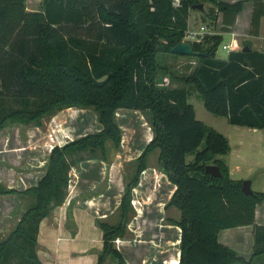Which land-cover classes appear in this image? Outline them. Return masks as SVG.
<instances>
[{"label": "trees", "instance_id": "1", "mask_svg": "<svg viewBox=\"0 0 264 264\" xmlns=\"http://www.w3.org/2000/svg\"><path fill=\"white\" fill-rule=\"evenodd\" d=\"M203 2L210 4L201 11L211 23L220 14L223 32L243 2H251L249 28L257 34L263 0H41L36 11H27L25 0H0V129L7 123L38 125L42 117L68 107H89L100 125L53 145L34 185L23 190L0 186V195L32 198L0 239V264H42L35 253L39 221L63 202L71 167L86 159L107 160L110 150H118L117 109L139 111L151 138L135 158L116 220H96L102 245L93 264L107 257L123 263L113 240L125 234L132 214L130 190L155 149L157 167L174 185L165 207L179 213L169 220L179 228L176 264L244 263L217 236L245 225L253 228L251 256L264 254V227L254 223V207L264 201V192H241V180L230 178L222 159L229 151L226 137L197 120L187 102L189 88L207 112L228 124L264 130V52L243 41L220 59L215 51L221 35L205 33L189 41L200 54L182 55L194 59L193 67L186 74L168 73L187 88L162 81L167 72L157 54L177 56L169 50L183 40L191 5ZM4 99L16 100L19 107L5 106ZM206 164L217 166L220 176L205 173Z\"/></svg>", "mask_w": 264, "mask_h": 264}, {"label": "crops", "instance_id": "2", "mask_svg": "<svg viewBox=\"0 0 264 264\" xmlns=\"http://www.w3.org/2000/svg\"><path fill=\"white\" fill-rule=\"evenodd\" d=\"M224 1L232 2L234 0ZM27 2L25 0L24 3L27 11L38 10L39 7H28ZM206 3L210 6L208 2ZM251 6V2H243L242 9L235 16L233 25L228 31L224 32L220 31L219 13L214 22L215 31H208V27L203 23L198 26V30L191 29L190 25L193 19L192 16L190 17L191 10H189L183 40L197 41L205 33L220 34L222 40L223 38L226 39L222 44L225 45L223 48L225 49L224 55L216 56L215 54L220 59H224L228 51L240 49V39L242 37L244 41L250 43L251 49L264 52V38L260 36V24L264 16L259 18L257 34L252 35L249 28ZM245 10L246 13L242 16V12ZM199 12L202 14V11ZM200 26L203 27L202 31H200ZM189 32L197 33V36L191 38L188 35ZM238 45H240L239 48ZM182 57L184 56L177 55V58ZM82 112L83 109L68 107L52 114L51 118L57 120L59 124H56L57 129L50 136V129L37 130L39 124L26 125L28 136L32 134L30 137L34 138L29 139L30 141L34 140L32 146L39 147V149L34 147L33 151L30 150L31 154L26 159L25 165L30 166L33 163L31 165L33 168L26 169L25 175H21L25 182H23L22 177H19V181L23 186L21 189L17 188V190L26 189L36 183L42 174V167L47 158L48 150L53 145H61L87 132H92L87 131L84 125L78 122ZM138 113L141 115L137 110L117 109L114 117L120 129L129 118L131 119L129 121L139 123L142 128L139 140L135 138L137 136L134 126L132 131L129 130L130 133L127 132L128 137L125 138V141L121 133L118 150H110L112 152L107 155V160L86 159L69 169L66 196L63 202L54 207L38 224L35 253L42 264H93L96 261L102 245L101 230L97 226L96 220L110 223L116 220V209L124 190V184L133 172L135 158L151 138V131L146 120L143 121L141 117H137ZM117 117L121 118L122 126L119 124ZM93 118L95 120L94 114ZM95 124L96 127L93 126V128L96 131L100 128V125L96 120ZM32 146L30 145V148ZM39 153H41V157ZM147 155L145 167L140 171L136 184L130 190L129 204L132 214L126 222L125 234L122 237L115 238L113 245L122 255V264H176L178 260L179 228L170 223L169 220H176L179 213L174 211L175 207L173 206L165 207L174 190V185L159 170L156 159L150 164L146 162ZM225 164L228 174L231 176L230 168L227 163ZM25 165H22L21 162L11 163L14 170L18 168L25 169ZM125 165H130V171H123ZM17 173L21 174L22 172L18 171ZM9 195L15 197V194L0 196ZM23 195L29 196L27 194ZM25 207L26 205L22 206L19 212L17 209L18 213L15 214L14 221L7 222L5 228L0 229V239L5 236L3 232L13 228ZM254 223L264 227V201L255 204ZM0 227H4L2 222H0ZM228 229H233V231L226 233L220 240L219 233L224 229L221 230L217 236L218 241L233 249L238 256L242 257L245 262L241 264H264V254L251 256L253 244V228L251 225ZM102 264L118 263L107 257Z\"/></svg>", "mask_w": 264, "mask_h": 264}, {"label": "rangeland", "instance_id": "3", "mask_svg": "<svg viewBox=\"0 0 264 264\" xmlns=\"http://www.w3.org/2000/svg\"><path fill=\"white\" fill-rule=\"evenodd\" d=\"M26 1H28V7H39L41 0ZM202 6V11L204 12L208 8V5L206 2H203ZM190 12V17L192 16L193 19V22H191L190 25L191 29L194 28L198 30V26L203 23V25H206V27H208V31H215V24L211 23L209 19L204 16L205 14H201L197 9H191ZM242 13L243 16L244 13H246V10ZM260 36L264 38V18L260 24ZM225 41L226 39L223 38V40H221V42L217 46L215 51L216 56L224 55L225 49L221 48V45ZM243 41L244 39L242 37V39H240V44ZM239 46L240 45H238V48ZM157 60L162 65H164L167 72L162 77L163 84H165L166 86L176 85L187 88L186 85L171 79L168 73H171L173 75L186 74L194 65L193 58H177V56L171 55L169 53H159L157 54ZM187 90V102L192 105L195 118L203 122L205 125L212 127L227 139L230 151L227 153V155L222 156V159L230 168V177L234 179L249 180L250 189L252 191L264 192V130L251 129L244 126L228 124L223 117L215 116L207 112L203 108L201 99L197 96L195 91L189 88H187ZM3 104L12 108L19 107V103L14 99H4ZM79 109L82 110L83 108ZM92 113L94 114V112L89 107L84 108L82 116L79 118L78 122L82 123L87 131L93 132L95 131L94 128L96 127V124ZM51 115L52 114L42 117L39 120V125L37 127V130L50 129L51 132L49 133V136L53 131H55V129H57L56 124H59L57 123V120L51 118ZM138 116L141 117L143 121L146 120L142 114L140 115L138 113L137 117ZM117 120L122 126L121 118L117 117ZM129 120L131 119L129 118L121 128L123 139L125 141V138L128 137L127 132L129 130L132 131L133 127L135 126V132L137 136L135 138H138L139 140V135L142 133V128L140 127L139 123H135L134 121L132 122ZM143 128L145 127L143 126ZM130 131L128 133H130ZM27 132V126L18 123H7L0 129V186H3L5 188L11 187L16 190L17 188L21 189L23 185L19 181V177H22L23 182H25V179L21 175H25L24 172L26 171V169L33 168V166H31L33 165V163L30 166L25 165L26 159L29 158V155L31 154L30 150L33 151L35 147L32 146L34 145V140H29L34 139L30 137V135L32 136V134H29L28 136ZM30 145L32 146V148H30ZM106 145L108 146L110 145V143L106 142ZM108 148H110V146H108ZM35 149H39V147H35ZM111 152L112 151H109L108 154ZM156 153L157 150L155 149L147 155L146 162L148 164H150L152 161H155ZM39 154L41 157V153ZM185 159H191V155H187ZM11 161L15 163L21 162L22 165H25L26 168H18L14 170L12 169L11 163L13 162ZM125 166L123 168V171H130V165ZM18 171L22 173L18 174ZM31 203L32 198L30 196H24L23 194H15V197H13L12 195L0 196V222H2V224L4 225V227H0V229L5 228L7 222L11 223L12 221H14V219L16 218L15 214H17L20 209H22V206H27ZM17 209L18 212L16 211ZM174 211L178 213V210L176 208H174ZM8 231L3 232V234L5 235ZM232 231L233 229H224L219 233V239L222 240L223 236H225L226 233Z\"/></svg>", "mask_w": 264, "mask_h": 264}, {"label": "water", "instance_id": "4", "mask_svg": "<svg viewBox=\"0 0 264 264\" xmlns=\"http://www.w3.org/2000/svg\"><path fill=\"white\" fill-rule=\"evenodd\" d=\"M191 8L197 9L199 11H201L203 9L201 3L193 4V5H191ZM241 50L246 51V50H248V47L243 46L241 48ZM169 52L172 54L184 55V56H195V55L200 54V53L194 52L192 50L191 45H190L188 40H181V41L175 43L170 48ZM203 55H205V53H203ZM204 171H205V173L213 175V176H220V173H219L217 166H215L213 164H206L204 166ZM240 190L243 194H252V190L250 189V181L249 180H242L241 184H240Z\"/></svg>", "mask_w": 264, "mask_h": 264}, {"label": "built area", "instance_id": "5", "mask_svg": "<svg viewBox=\"0 0 264 264\" xmlns=\"http://www.w3.org/2000/svg\"><path fill=\"white\" fill-rule=\"evenodd\" d=\"M174 2H176V1H174ZM202 30H203V27L200 26V31H202ZM188 35L192 38V37L197 36V33L189 32ZM224 47H225V45H222V48H224Z\"/></svg>", "mask_w": 264, "mask_h": 264}]
</instances>
